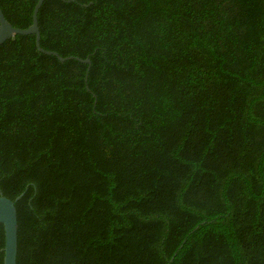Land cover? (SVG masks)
<instances>
[{
  "label": "trees",
  "instance_id": "16d2710c",
  "mask_svg": "<svg viewBox=\"0 0 264 264\" xmlns=\"http://www.w3.org/2000/svg\"><path fill=\"white\" fill-rule=\"evenodd\" d=\"M37 2L0 7L25 29ZM38 23L80 59L0 45L17 264H264V0H45Z\"/></svg>",
  "mask_w": 264,
  "mask_h": 264
},
{
  "label": "water",
  "instance_id": "95a60500",
  "mask_svg": "<svg viewBox=\"0 0 264 264\" xmlns=\"http://www.w3.org/2000/svg\"><path fill=\"white\" fill-rule=\"evenodd\" d=\"M44 1L45 0H38L33 12V23L25 29L12 25L0 7V45L5 43L10 38H13L16 34H33L36 35V44L40 51L56 55L61 61L78 58L75 56L63 57L59 53L45 50L41 46L38 13ZM81 60L87 63L91 62L90 58ZM19 198L20 196L14 201L7 196H0V223L4 225L5 229L4 264H17L19 250V223L16 201Z\"/></svg>",
  "mask_w": 264,
  "mask_h": 264
}]
</instances>
